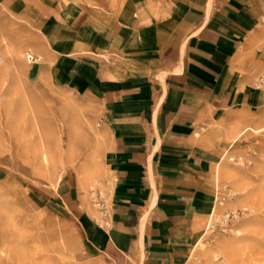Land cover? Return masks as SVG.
<instances>
[{"label": "crops", "instance_id": "crops-1", "mask_svg": "<svg viewBox=\"0 0 264 264\" xmlns=\"http://www.w3.org/2000/svg\"><path fill=\"white\" fill-rule=\"evenodd\" d=\"M39 67L103 111L105 205L61 198L95 249L141 250L146 264H192L216 204L225 127L262 101L248 40L262 17L246 0H126L103 12L53 1Z\"/></svg>", "mask_w": 264, "mask_h": 264}, {"label": "rangeland", "instance_id": "rangeland-1", "mask_svg": "<svg viewBox=\"0 0 264 264\" xmlns=\"http://www.w3.org/2000/svg\"><path fill=\"white\" fill-rule=\"evenodd\" d=\"M53 1L0 0V264H146L141 250L95 249L62 201L60 186L71 180L103 224L98 211L107 200L108 135L99 106L39 68ZM72 1L116 12L126 0ZM246 1L263 13L248 52L264 93V0ZM263 128L264 94L258 107L225 127L222 162L215 167L217 211L210 227L209 216L203 223L192 264H264Z\"/></svg>", "mask_w": 264, "mask_h": 264}, {"label": "bare ground", "instance_id": "bare-ground-1", "mask_svg": "<svg viewBox=\"0 0 264 264\" xmlns=\"http://www.w3.org/2000/svg\"><path fill=\"white\" fill-rule=\"evenodd\" d=\"M263 94H264L263 91L260 92V96H261V97L263 96ZM249 130H251L250 127H247L246 129H244V130L241 132V134L239 135V138H240L242 135H244V134H245L247 131H249ZM262 130H264V128L261 129V131H262ZM232 146H233V145H231L230 148H231ZM57 150H58V149H57ZM40 152H41L40 155H41V158H42V160H43V164H48V163H49V155H48L47 147H46V146H43V147L41 148ZM58 153L62 156V154H61V149H60V148H59V150H58ZM227 155H228V152H226V153L224 154L222 160H224V159L227 157ZM215 176H216L217 179H219V177H220V170H219V168H217V170L215 171ZM86 177H87V174H85L84 172H82V173H81V177H80V181H81L82 185H83L84 182L86 181ZM216 211H217V208H215L214 211H213V213H212L211 215H209V227L211 226L212 219H213L214 216L216 215ZM238 234H240V233L238 232Z\"/></svg>", "mask_w": 264, "mask_h": 264}]
</instances>
